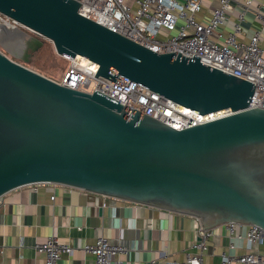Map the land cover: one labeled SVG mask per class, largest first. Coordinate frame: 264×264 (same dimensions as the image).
<instances>
[{"label": "water", "instance_id": "95a60500", "mask_svg": "<svg viewBox=\"0 0 264 264\" xmlns=\"http://www.w3.org/2000/svg\"><path fill=\"white\" fill-rule=\"evenodd\" d=\"M81 5L0 0V14L16 23L0 22V34L34 33L60 56L98 63L97 78L124 75L199 113H231L185 129L128 115L100 91L72 89L29 68L22 55L29 43L20 41L21 49L0 39L12 56L0 50V197L54 183L192 215L204 229L264 228V109L250 107L254 83L196 55L157 53L81 15Z\"/></svg>", "mask_w": 264, "mask_h": 264}, {"label": "built area", "instance_id": "2783aa9c", "mask_svg": "<svg viewBox=\"0 0 264 264\" xmlns=\"http://www.w3.org/2000/svg\"><path fill=\"white\" fill-rule=\"evenodd\" d=\"M81 3L79 13L99 24L119 33L157 53L176 52L187 58L194 55L212 68H217L234 76L246 79L255 85L250 107L264 109V47L260 44V32L254 33L248 42L240 40L244 33L241 23L249 10H254L258 19L264 23V12L254 9V0H218L207 22L199 21L196 14L201 12L203 0H77ZM237 18L231 21L233 12ZM0 22L11 28L16 23L0 14ZM232 22V29L224 31L221 27ZM69 61L61 80L64 86L87 92L100 91L108 97L127 106V114L139 112L150 115L176 128L185 129L212 121L231 113L219 110L199 113L181 105L124 75L116 80L97 78L99 64L77 55L63 54ZM36 183L26 186H37ZM229 235L245 238L251 249L255 244L264 243V228L251 224L245 234L236 231L241 223H228ZM212 229L200 227V239L194 243L195 252H186L184 262L175 264H206L204 255L208 249V239ZM234 248V244H229ZM35 248L43 253L44 264H59L64 254L72 256L76 247L60 242L50 236ZM83 250L94 255V264H112L119 253H127L130 248L124 244H114L100 236ZM264 264V250L249 251L234 256L223 252L221 264Z\"/></svg>", "mask_w": 264, "mask_h": 264}, {"label": "crops", "instance_id": "0c3cea01", "mask_svg": "<svg viewBox=\"0 0 264 264\" xmlns=\"http://www.w3.org/2000/svg\"><path fill=\"white\" fill-rule=\"evenodd\" d=\"M218 0H203L199 21L207 22ZM254 9L264 12V0H254ZM237 11L231 21L236 20ZM240 40L248 42L260 32L264 47V23L254 10H249L241 23ZM232 22L221 27L230 31ZM200 220L192 215L116 199L80 188L45 183L22 186L0 197V264H44V254L35 245L50 236L77 248L72 256L64 254L59 264H94V255L83 250L100 236L114 244L130 248L119 253L112 264H175L185 261L186 252H195L200 239ZM249 224L236 231L245 234ZM206 264H221L223 252L234 256L264 250L263 244L251 249L245 238L231 237L228 225L212 228ZM234 248H230V243ZM233 264H241L234 261Z\"/></svg>", "mask_w": 264, "mask_h": 264}, {"label": "rangeland", "instance_id": "374dc122", "mask_svg": "<svg viewBox=\"0 0 264 264\" xmlns=\"http://www.w3.org/2000/svg\"><path fill=\"white\" fill-rule=\"evenodd\" d=\"M5 31L7 32V28ZM0 39L2 40H13L12 37H7L5 34H0ZM0 50L7 53L10 57L11 54L8 50L0 45ZM20 61V60H19ZM31 63H25L29 68L39 73H42L48 77L53 78L56 81H60L61 77L64 75L66 69L69 67V61L63 59L58 55L53 45L46 41V44L40 49V51L35 55L34 60H30ZM24 63V62H23Z\"/></svg>", "mask_w": 264, "mask_h": 264}, {"label": "flooded vegetation", "instance_id": "af4514ba", "mask_svg": "<svg viewBox=\"0 0 264 264\" xmlns=\"http://www.w3.org/2000/svg\"><path fill=\"white\" fill-rule=\"evenodd\" d=\"M22 37L23 36H17L16 37V35L14 36V37H12V39L13 40H11L10 41V43H11V45H12V43H14L15 42V44L16 45H14V46H18L19 48H21L22 47V45H20V41H23V42H27V44L29 43L30 45L28 46V48H26L24 51H23V57H25V58H27V59H29V60H34V57H35V55L40 51V49L46 44V42L45 41H43V39L41 38H39V37H37V35H35L34 33H27V35H26V37L25 38H23V40H21L22 39ZM36 39H39V40H42L40 43H37V42H35L34 40H36ZM18 43V44H17ZM0 45H2L1 43H0ZM23 48V47H22ZM21 48V49H22ZM24 49V48H23ZM14 59L16 60V61H18V62H22L21 60L19 61V59H17V58H15L14 57Z\"/></svg>", "mask_w": 264, "mask_h": 264}, {"label": "bare ground", "instance_id": "6f19581e", "mask_svg": "<svg viewBox=\"0 0 264 264\" xmlns=\"http://www.w3.org/2000/svg\"><path fill=\"white\" fill-rule=\"evenodd\" d=\"M9 28H11V27H9ZM14 29V28H13ZM17 37V36H16Z\"/></svg>", "mask_w": 264, "mask_h": 264}]
</instances>
